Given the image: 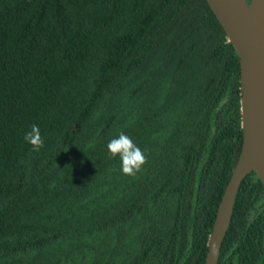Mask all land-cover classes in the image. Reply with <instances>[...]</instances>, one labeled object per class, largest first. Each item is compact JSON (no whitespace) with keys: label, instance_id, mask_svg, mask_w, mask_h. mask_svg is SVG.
<instances>
[{"label":"trees","instance_id":"trees-1","mask_svg":"<svg viewBox=\"0 0 264 264\" xmlns=\"http://www.w3.org/2000/svg\"><path fill=\"white\" fill-rule=\"evenodd\" d=\"M239 73L206 0H0V264H204ZM121 132L147 157L135 177L108 156ZM217 264H264L255 172Z\"/></svg>","mask_w":264,"mask_h":264},{"label":"water","instance_id":"water-1","mask_svg":"<svg viewBox=\"0 0 264 264\" xmlns=\"http://www.w3.org/2000/svg\"><path fill=\"white\" fill-rule=\"evenodd\" d=\"M237 53L243 140L218 205L204 264H217L241 181L255 172L264 185V0H206Z\"/></svg>","mask_w":264,"mask_h":264},{"label":"clouds","instance_id":"clouds-1","mask_svg":"<svg viewBox=\"0 0 264 264\" xmlns=\"http://www.w3.org/2000/svg\"><path fill=\"white\" fill-rule=\"evenodd\" d=\"M23 139L31 146V150L37 153L45 144L37 124L30 125V130L25 132ZM107 151L110 159L119 157L120 171L126 176L135 177L147 163L144 152L123 132L107 143Z\"/></svg>","mask_w":264,"mask_h":264}]
</instances>
